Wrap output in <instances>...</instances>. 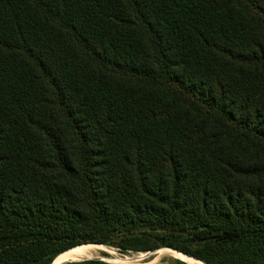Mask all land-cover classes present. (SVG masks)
Instances as JSON below:
<instances>
[{"label":"trees","instance_id":"obj_1","mask_svg":"<svg viewBox=\"0 0 264 264\" xmlns=\"http://www.w3.org/2000/svg\"><path fill=\"white\" fill-rule=\"evenodd\" d=\"M93 244L264 264V0H0V264Z\"/></svg>","mask_w":264,"mask_h":264},{"label":"rangeland","instance_id":"obj_2","mask_svg":"<svg viewBox=\"0 0 264 264\" xmlns=\"http://www.w3.org/2000/svg\"><path fill=\"white\" fill-rule=\"evenodd\" d=\"M189 242H190V240L186 237H181L177 240V243L179 245H187L188 246L190 244ZM86 246H94V248L93 247L89 248V249L85 248L86 255L85 256H79L73 261L100 260V261H104V262L111 263V264H187L184 261L178 259L175 255V254H177L176 252H178L179 254H182V255H183V253H181L177 250L171 249V248L160 249V250H156L153 253H150V252H135V251H129V250L124 251V250H121L117 247L107 246V245H98L99 247L97 245H86ZM194 247L195 246H193V248ZM158 252L163 253V254H160ZM171 253H172V255H171ZM185 256H188V255H185ZM188 257H190V256H188ZM190 258L195 260V258H193V257H190ZM128 259H133L134 261L127 263L126 261ZM195 261H197V260H195ZM197 262L199 264H203L200 261H197ZM69 263H71V262H69Z\"/></svg>","mask_w":264,"mask_h":264},{"label":"bare ground","instance_id":"obj_3","mask_svg":"<svg viewBox=\"0 0 264 264\" xmlns=\"http://www.w3.org/2000/svg\"><path fill=\"white\" fill-rule=\"evenodd\" d=\"M94 245V244H93ZM98 246V245H97ZM94 248V246H80V247H76V248H73L72 250L68 251L67 253L63 254V255H60L56 258L57 261H73L75 260L77 257L79 256H85L86 255V250L85 248ZM99 247V246H98ZM103 247V246H102ZM96 249V248H95ZM93 250V249H92ZM107 251V250H106ZM95 252V251H94ZM175 252V251H174ZM157 253V252H156ZM160 253V252H158ZM177 254L176 257L182 261H184L185 263L187 264H199L197 261H195L194 259L188 257V256H185L184 254H179L178 252H176ZM160 254H163V253H160ZM96 255V254H95ZM172 255V253H171ZM143 256V255H142ZM92 258V257H91ZM156 260V259H155ZM154 260V261H155ZM81 261V260H79ZM126 261V260H125ZM131 261H134L133 259H128L126 262L129 263ZM201 262V261H200ZM155 263V262H154ZM203 263V262H201ZM204 264V263H203Z\"/></svg>","mask_w":264,"mask_h":264},{"label":"water","instance_id":"obj_4","mask_svg":"<svg viewBox=\"0 0 264 264\" xmlns=\"http://www.w3.org/2000/svg\"><path fill=\"white\" fill-rule=\"evenodd\" d=\"M155 252V251H153ZM153 252H150V253H153ZM83 261V260H81ZM81 261H57L56 259L52 262V264H66V263H69V262H81Z\"/></svg>","mask_w":264,"mask_h":264}]
</instances>
